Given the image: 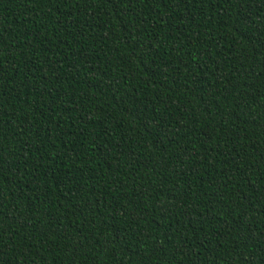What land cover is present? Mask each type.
Masks as SVG:
<instances>
[{
	"label": "trees",
	"instance_id": "obj_1",
	"mask_svg": "<svg viewBox=\"0 0 264 264\" xmlns=\"http://www.w3.org/2000/svg\"><path fill=\"white\" fill-rule=\"evenodd\" d=\"M0 264H264V0H0Z\"/></svg>",
	"mask_w": 264,
	"mask_h": 264
}]
</instances>
